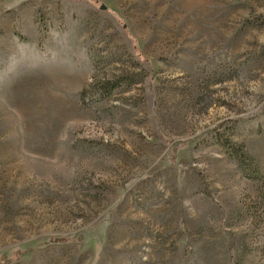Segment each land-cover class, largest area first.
Instances as JSON below:
<instances>
[{
	"label": "rangeland",
	"instance_id": "1",
	"mask_svg": "<svg viewBox=\"0 0 264 264\" xmlns=\"http://www.w3.org/2000/svg\"><path fill=\"white\" fill-rule=\"evenodd\" d=\"M93 1L0 0V256L264 264V0Z\"/></svg>",
	"mask_w": 264,
	"mask_h": 264
},
{
	"label": "trees",
	"instance_id": "2",
	"mask_svg": "<svg viewBox=\"0 0 264 264\" xmlns=\"http://www.w3.org/2000/svg\"><path fill=\"white\" fill-rule=\"evenodd\" d=\"M87 1L94 2L93 0H87ZM102 85L104 86L105 91H107L106 95H108L112 90L117 88L119 84H117L116 82H111L110 80H107ZM217 142L227 151V153H229V155L232 158H234V160L237 162V164L243 171L244 176H246L247 178L251 180L257 181L261 185L263 189L261 190V192L264 195V174L260 173L255 163V160L246 151L244 145L232 142L228 136L219 137L217 139ZM66 241H69V239L68 238L52 239L51 242L63 243ZM22 254H24V252L23 253L19 252L16 257H9V258L5 255H1L0 264H9L15 261L16 259H18V257H20V255Z\"/></svg>",
	"mask_w": 264,
	"mask_h": 264
}]
</instances>
